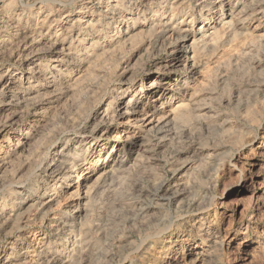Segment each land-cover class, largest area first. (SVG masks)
I'll return each mask as SVG.
<instances>
[{
	"label": "rangeland",
	"instance_id": "374dc122",
	"mask_svg": "<svg viewBox=\"0 0 264 264\" xmlns=\"http://www.w3.org/2000/svg\"><path fill=\"white\" fill-rule=\"evenodd\" d=\"M108 1L0 0V40H6V53L12 51L9 37L2 36L8 22L19 23L32 35L34 45L24 59L45 53L34 65L19 58L0 65V75L12 67L21 80L13 98L20 105L8 120L12 139L0 137L1 150L13 156L5 158L8 163L0 168V204L9 209L3 221L14 216L0 238L10 264L24 263L26 247L33 246L15 243L27 242L32 229L47 243L41 248L46 251L41 254L45 264L58 254L55 264L69 260L66 252L75 244L74 235L46 232L44 239V229L37 225L20 231L14 227L45 190L43 173L54 170L58 153L79 146L84 154L88 145L102 142L113 144L118 154L107 158L109 164L103 162L87 184H100L99 175L112 163L126 172H119L105 187H93L89 208L77 223L87 233L86 241L103 255L84 261L74 256L66 264H264V0H255L258 5L248 14L252 16L236 29L221 28L220 23L243 6L250 7L252 0H110L119 6L121 16L133 9L126 11L123 27L112 25L98 38L105 23L97 24L98 16ZM86 7L89 17L87 13L82 18L78 11ZM214 7L217 13L211 17ZM158 11L165 16L158 18ZM67 14L70 22L64 18ZM59 18L66 23L51 29V22ZM80 21L85 23L73 28ZM110 22L114 23L113 17ZM87 23L95 25L94 35L74 43L77 56L60 59L49 51L59 38L69 46ZM164 23L180 30L165 31L160 27ZM185 30L192 33L191 61L172 66L169 46ZM209 30L217 31L211 42L197 41ZM116 34L119 38L113 42ZM158 36L160 42L155 43ZM192 39L197 41L193 45ZM57 60L67 63L55 71L61 80L46 86L43 71L51 70ZM110 84L108 102L124 93L125 103L132 99L153 109L164 103L172 109L187 106L177 111L180 117L171 125L174 134L151 163L137 156L144 139L129 143L126 137L133 131L115 130L104 121L106 106H99L96 89ZM157 91L162 97L151 102ZM9 100L1 99L0 107ZM192 103L203 110L193 111ZM38 112L43 118L34 116ZM9 114L0 108L1 125ZM107 136L114 138L107 141ZM107 150H99L91 160H105ZM174 158L181 164L165 167ZM163 181L165 189L176 186L169 193L180 191L172 205L152 195ZM74 183L83 185V180ZM137 184L141 189L134 188ZM49 187L58 193L53 208L74 190L57 183ZM136 201L134 208L131 203ZM0 259L5 260L3 253Z\"/></svg>",
	"mask_w": 264,
	"mask_h": 264
},
{
	"label": "bare ground",
	"instance_id": "6f19581e",
	"mask_svg": "<svg viewBox=\"0 0 264 264\" xmlns=\"http://www.w3.org/2000/svg\"><path fill=\"white\" fill-rule=\"evenodd\" d=\"M21 2L23 0H20ZM110 2V3H109ZM101 3V2H100ZM112 2L109 0L108 2H105L106 5L105 10L103 12H100L101 15L98 16V22L97 24L101 22H105L103 25H100L104 27L100 30L98 38L100 36H103V34L106 32L105 29H108V27L114 25L115 28H121L123 25H125V15L127 14V10L133 9V7H129L128 9H124L125 11H122V16L119 13V6L115 4H111ZM22 4H24L22 2ZM103 4V2H102ZM105 4L103 6H105ZM258 5V1L252 0L251 5H245L241 9H238L236 13H234L233 16H231L228 20H224L220 23L221 28H227L231 27L236 29L239 25H244L247 20L252 16L248 15L251 14L255 7ZM98 8L102 9V6L100 5ZM89 8H85L83 11H78L82 18L89 17L90 12H88ZM99 9V10H100ZM137 9V8H136ZM135 9V10H136ZM217 7H214L212 12L209 14L216 15ZM219 9V8H218ZM170 10H173L171 7ZM133 11V10H132ZM96 13V11H94ZM19 15V14H18ZM164 13L160 14V11L157 12L158 18H163ZM117 18H116V17ZM93 17V13H92ZM114 23L110 22L112 20ZM212 17V16H211ZM211 17H208L206 20L211 19ZM64 18L67 22H70L71 16L67 14ZM15 20V19H12ZM18 22L22 20V18L18 17L16 19ZM64 19H55L51 23L50 28H56L60 26L61 22L66 23ZM159 20V19H158ZM160 21V20H159ZM209 21V20H208ZM59 23V24H58ZM81 23H85L83 21L78 22V24H74L73 28H77L81 25ZM162 23V21L160 22ZM212 23V20H211ZM213 24V23H212ZM49 25V23H48ZM168 23H164L160 25V27L164 28L165 31H175L180 30L179 26L169 27ZM200 30L202 29V26H200ZM94 28L95 25L92 23H87L85 28H81L78 38H75V41L72 40V43L67 46L64 43L63 38H59L57 43H54L52 47L49 49L51 52H56L59 54L60 59L66 58L69 56H77L78 50L75 48L74 43L83 41H86L88 37L91 35H94ZM217 32V31H216ZM212 30H209L208 33L200 35V38L197 41L200 42H206L205 44L209 43V41H212V38L214 37L215 33ZM6 34V37H9L11 40V46L12 51L7 54L6 50H4V42L5 39L0 40V65L6 61L9 58H19V60H25L28 61V63L34 65L40 62L45 53L42 54H35L31 57L23 58L24 54L28 52L34 45L32 35L28 34L30 32L26 31L25 29H22V27L19 25V23H9L6 25V27L3 28V34ZM125 34H128L125 32ZM130 37V34L129 36ZM192 37L191 30H185L182 32V35L180 38L176 39L174 43H172L170 48V59H171V65L180 67L183 64H188L189 61H191V56H189L191 53H193L192 46L188 45V38ZM82 39V42L80 40ZM119 36L118 34L115 35L113 39H111L113 42H116L118 40ZM161 37H155V43L160 42ZM17 41L14 43V41ZM196 40L192 39V45L195 43ZM196 41V42H197ZM8 42V41H7ZM94 48L91 50L93 51ZM90 55V52H87L86 56ZM56 66H53L50 70H44L43 73L45 74L44 77H46L47 85H54L58 84L61 80L55 75V71L57 72L58 68H60L58 65L67 64L63 62V60H57L55 61ZM70 65H76L78 63H69ZM15 69L10 67L7 68L6 71L0 75V100L9 97L10 100L5 105H2L0 107L2 110H7L10 112V114L7 116V122L4 124H0V137L6 138L11 140V129L8 127V120L12 119L14 115L16 114V111H14L16 106H19L20 103L15 102V90L19 87V82L21 80L19 77H15ZM19 84V85H18ZM111 85V84H110ZM107 86L104 88H97L96 92L98 93V103L99 106H106L105 114L103 115V119L106 123L109 124L111 128H115V130L118 129H124V130H131L133 131V134L126 137V140L130 142H135L137 139H144L145 141L139 144V151L140 154L137 156L145 160L147 163H151L153 160L157 159V151L159 147L165 144L166 140L169 138V136L174 134V129L171 127L172 123L177 120L178 116L177 111H185L187 110V106L184 104H181L177 106L176 109H172L171 106L167 105L166 103L158 105L155 109L151 107H145L140 104H137L132 99L129 100L128 103H125V101L128 99V96H126L124 93H119L114 97V100L107 101V97L109 94H111L113 91L110 87ZM114 90V89H113ZM156 96L151 102H154L157 100V98L162 97V92L157 91ZM135 98H137V95H134ZM189 101L192 102L193 100L189 98ZM108 102V103H107ZM1 103V102H0ZM1 106V105H0ZM191 106L192 110L195 112H198L201 109L200 105L197 103H192ZM110 108V109H109ZM189 110V109H188ZM40 114V118H43L44 115L43 112L35 113L34 116H37ZM181 115V114H180ZM17 135V134H16ZM20 136V135H19ZM23 136V135H22ZM113 136H107L106 140L111 141L113 139ZM15 151L23 146V142L20 144H16ZM97 147V149L95 148ZM94 147L93 144L88 145L87 152L83 154L82 148H79V146H75L74 151L72 152H66V153H58V155L54 158V164L55 168L54 170L51 169V173L47 174L46 172L43 173V177L41 182L45 183L47 186H45V190H43L42 194H40V197L38 200H36L32 205L30 206V209L24 215L21 216V218L18 220L16 226L14 227V230H26L34 225H37L40 227V229H44V239L47 237V233H56V232H67L68 234L74 235L75 241L74 246L72 247L71 251L66 252L67 258H69L68 261H65L63 264H66L70 261V259L74 256H78L81 260H87L89 258L95 257V256H101L102 252L99 249H95L91 243V241L87 240V233L84 232L80 225L77 223L79 222L80 217L84 212H86L89 208V205L91 203V195L93 194L94 190L93 187L99 188V187H105L107 186L108 182L113 183L114 179L117 178V175L119 172H126L125 169L122 168H115L114 163H112L111 167L108 170H105L103 173H101L98 177L99 180H101L100 184H97V181L95 185L87 184L88 181L92 178L94 172L97 168L101 169L103 168V162H106L107 158L112 159L115 156H117L118 152L116 150V147L113 144H106L105 142L100 143ZM109 147V150L106 152V158L105 160H91L94 156H99V150L105 151ZM85 148V147H84ZM12 155L9 156V153L5 152L4 150H1L0 148V168L8 163L6 162L5 158H11ZM13 157V156H12ZM88 157V158H87ZM13 161V160H12ZM10 161V162H12ZM179 159H173L171 161H167L165 164L166 166H171L175 164H181L178 162ZM109 164V163H105ZM114 166V167H113ZM177 170H175L176 172ZM81 181L83 180V185H75L73 186L74 180ZM132 181V180H131ZM52 183H57L61 185V188L67 189L70 187H73L74 190L69 194V196L62 202H60L57 206L58 208H53L54 202L56 198L58 197V193L51 190L49 187L52 185ZM85 183V184H84ZM76 184V183H74ZM111 184V183H110ZM109 186V185H108ZM164 181L161 183V186L158 190H155L154 194H152L154 197L158 199H162L166 202H168L169 205H172L175 201L178 200L180 197V191L177 189L176 191L169 193L168 191H172V188H176V186L172 185L170 188L165 189L164 187ZM134 188L141 189L140 186L135 185ZM163 191H166V194H162ZM240 200V199H239ZM238 201V200H237ZM138 201L131 203L132 206L137 204ZM25 204V203H24ZM27 204V203H26ZM25 204V205H26ZM20 206V205H18ZM22 206V203H21ZM134 208L137 206H133ZM20 207H15V209H19ZM7 207H2L0 204V238L6 233V226L8 222H10L14 216H10L6 218V220L3 221L4 214L8 211ZM13 210V209H11ZM143 210V209H142ZM2 222V223H1ZM28 235L27 242L26 241H19L15 244H21L24 247L28 245L30 242L33 246L30 247L28 245L27 251L23 255L24 263L23 264H45L42 260L43 253H46L44 249H41L47 245V243H44L42 239L38 238L37 234L38 231L35 229H32ZM14 245V243H12ZM31 249H30V248ZM39 248L41 250H39ZM13 249V248H9ZM6 251L3 250L2 247H0V254L3 253L5 256V260L0 259V264H10V256L5 253ZM42 252V253H41ZM59 255L56 256L54 259L49 261L47 264H55V261L59 260ZM112 256L108 255V259ZM107 258V257H106Z\"/></svg>",
	"mask_w": 264,
	"mask_h": 264
}]
</instances>
